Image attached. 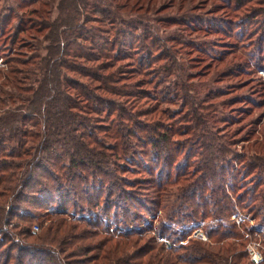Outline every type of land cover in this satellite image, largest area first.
<instances>
[{
    "label": "rangeland",
    "instance_id": "obj_1",
    "mask_svg": "<svg viewBox=\"0 0 264 264\" xmlns=\"http://www.w3.org/2000/svg\"><path fill=\"white\" fill-rule=\"evenodd\" d=\"M22 27L27 32H19ZM71 31L94 63L70 61V70L77 71H61L70 87L99 85L86 75L115 72L121 79L115 87L119 96L96 93L97 111L77 103L85 119L83 130L105 148L120 146L110 137L114 131L127 141L124 155L105 149L113 179L112 186H101L102 197L108 190L114 195L109 217L100 223L109 224L115 239L121 234L112 231L114 225L121 232L150 227L148 236L166 250L187 245L173 242L189 228V239L210 247L207 221L178 223V182L162 191L157 186L166 174L192 183L202 175L201 160L214 158L216 146L222 145L225 190L234 200L243 196V205L231 201L236 213L220 224L235 225L234 231L243 236L241 264H264V0H0V116L17 113L21 105L15 98L38 78L35 71L27 73L9 60L35 62L46 50L64 47L60 38ZM101 47L109 49V59L96 57L94 48ZM93 64L107 69L96 72ZM162 134L168 143L165 156L156 145ZM112 203L126 211L114 209ZM25 204L8 200L3 208L8 212L19 206L23 212L29 208ZM192 209L185 205L184 212ZM128 216L130 222L121 224ZM160 221L171 225L168 238L159 235ZM39 222L33 220L38 231L32 227V233H41L47 225ZM243 227L252 233L245 235ZM10 229L8 225L2 231ZM197 230L200 238L191 237ZM253 248L261 256L258 263L252 260Z\"/></svg>",
    "mask_w": 264,
    "mask_h": 264
},
{
    "label": "trees",
    "instance_id": "obj_2",
    "mask_svg": "<svg viewBox=\"0 0 264 264\" xmlns=\"http://www.w3.org/2000/svg\"><path fill=\"white\" fill-rule=\"evenodd\" d=\"M26 29L22 27L19 32H27ZM71 32L60 38L64 47L53 52L46 50L35 62L20 57L8 62L24 67L27 73L35 71L38 78L15 98L21 105L17 113L6 112L0 116V264H241L244 253L240 254L239 249L244 250L243 236L234 231L235 225L220 224L236 213L234 202L243 205V196L234 200L225 190V174L220 170L222 145L216 146L214 158L201 160L202 175L192 183L186 185L184 178L175 179L166 174L165 178L158 179L157 186L162 191L178 182L176 193L181 194L175 206L178 223L207 221L205 234L210 247L189 239V228L177 234L173 242L185 241L187 245L178 244L179 247L174 245L166 250L148 236L152 231L150 227L143 231H128L127 227L121 232L119 226L114 225L112 231L115 229L121 234L115 239L109 224L100 223L104 216L109 217L110 197L114 195L108 190L102 197V187L112 186L113 179L105 149L113 155H124L127 141L124 134L114 131L110 137L120 146L105 148L91 132L83 130L85 119L79 116L77 103L83 102L90 112L97 111L96 93L119 96V88L115 87L121 79L116 78L115 72L94 77L86 75L99 85L70 87L61 75L62 70L77 71L70 70V61L94 63L93 58H88L86 47L76 43L73 33L76 31ZM94 51L98 59H109L108 48H94ZM8 68L12 69L10 65ZM91 69L99 72L107 67L93 64ZM119 109L117 106L115 111ZM125 121L132 123L128 116ZM29 128L34 132H28ZM164 137L162 134L156 145L158 153L165 156L168 143ZM166 159L167 156L165 166ZM213 182L217 184L211 186ZM207 183L211 184L206 186ZM8 200H21L29 208L22 212L19 206H13L6 212L3 204ZM112 204L114 209L126 211L120 204ZM185 205L193 209L185 213ZM35 212L38 214H33ZM130 219L128 216L127 221L120 223H129ZM33 220L40 221L41 225L47 223L41 233H32ZM160 222L163 232L159 235L165 236L171 225ZM8 225L10 233L2 231ZM243 228L248 231H244L245 235L252 233Z\"/></svg>",
    "mask_w": 264,
    "mask_h": 264
},
{
    "label": "built area",
    "instance_id": "obj_3",
    "mask_svg": "<svg viewBox=\"0 0 264 264\" xmlns=\"http://www.w3.org/2000/svg\"><path fill=\"white\" fill-rule=\"evenodd\" d=\"M235 220H236V219H235ZM236 222H238V221H236ZM33 231H34V232H37V231H38V227H37V226H34V227H33ZM200 236H201L200 231L197 230V231H195V232L192 233V236H191V237H195V238L197 239V238H200ZM15 240L17 241L18 239L16 238ZM159 241H160V243L165 244V245H166L165 247H168V248L170 247L169 242H168L165 238L160 237V238H159ZM255 251H256L255 248H253V249L251 250L252 260H253L255 263H258V261H261V256H260L259 254H257Z\"/></svg>",
    "mask_w": 264,
    "mask_h": 264
}]
</instances>
